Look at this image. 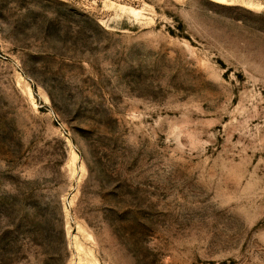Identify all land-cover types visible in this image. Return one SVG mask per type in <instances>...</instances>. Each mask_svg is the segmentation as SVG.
Segmentation results:
<instances>
[{
    "label": "rangeland",
    "instance_id": "rangeland-1",
    "mask_svg": "<svg viewBox=\"0 0 264 264\" xmlns=\"http://www.w3.org/2000/svg\"><path fill=\"white\" fill-rule=\"evenodd\" d=\"M0 264H264V0H0Z\"/></svg>",
    "mask_w": 264,
    "mask_h": 264
},
{
    "label": "bare ground",
    "instance_id": "bare-ground-1",
    "mask_svg": "<svg viewBox=\"0 0 264 264\" xmlns=\"http://www.w3.org/2000/svg\"><path fill=\"white\" fill-rule=\"evenodd\" d=\"M26 87H27V90H28V93L30 96H33V92H32V88H31V85L26 81ZM43 94V93H42ZM45 99H48V96L44 93L43 94Z\"/></svg>",
    "mask_w": 264,
    "mask_h": 264
}]
</instances>
